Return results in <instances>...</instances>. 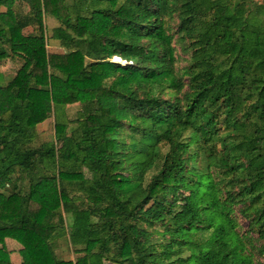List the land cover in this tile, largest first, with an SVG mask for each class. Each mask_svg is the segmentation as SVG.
Wrapping results in <instances>:
<instances>
[{"label": "trees", "instance_id": "obj_1", "mask_svg": "<svg viewBox=\"0 0 264 264\" xmlns=\"http://www.w3.org/2000/svg\"><path fill=\"white\" fill-rule=\"evenodd\" d=\"M1 7L0 59L22 63L0 85V245L27 264H264V0Z\"/></svg>", "mask_w": 264, "mask_h": 264}, {"label": "rangeland", "instance_id": "obj_2", "mask_svg": "<svg viewBox=\"0 0 264 264\" xmlns=\"http://www.w3.org/2000/svg\"><path fill=\"white\" fill-rule=\"evenodd\" d=\"M66 2L70 3L71 0H65ZM21 11H25L26 7L23 5L21 6ZM0 9H3L1 7ZM43 22L46 26V32H49V29L53 26H55L57 23L55 20L48 18L47 16L44 17ZM175 22L173 24V27H175ZM34 29V28H33ZM32 27H26L23 29L24 33L31 32ZM171 44L174 47V56H175V61L173 63L175 70L181 69L184 65H186V57L187 53L183 52L181 50V47L179 44L175 43L174 41L171 42ZM46 50L49 52H62L63 49L58 45L56 41L53 40H48V44L46 45ZM112 60H114L112 58ZM122 62V61H121ZM22 63L21 59L16 58V57H5L3 59H0V85H4L9 82V80L13 77L15 71L17 68L20 66ZM124 64V63H123ZM105 83H108V80H105ZM168 91H165L161 95L163 98L169 97ZM79 108V105L77 103L75 104H70L65 106V118L66 119H72L75 117V113L77 109ZM36 131H37V137L36 139L32 142L33 146H37L40 143L43 142H49L53 141V117L52 115H49L47 118H45L42 122L36 124ZM51 182H49V188L51 187ZM38 197V195H36ZM180 203H185V201L182 199L179 201ZM238 218V223L240 227L238 228L239 230L244 229L245 227V221L241 219L238 215L236 216ZM5 239V238H4ZM20 246V247H19ZM21 251L20 253L23 255L22 258H19L17 255L18 253L16 252V249ZM54 252L57 257L62 258V259H71L73 260L77 255H80L81 252L78 253H73V251L68 248L65 243L62 240H59L56 243V246L54 248ZM0 258H4L6 261L13 263V264H23L29 263V258L27 254L25 253L24 249L21 247V245L16 242L15 240L6 237L4 240V244L0 245ZM16 255V256H15ZM15 256V258H13ZM103 264H113L109 261L104 260Z\"/></svg>", "mask_w": 264, "mask_h": 264}, {"label": "crops", "instance_id": "obj_3", "mask_svg": "<svg viewBox=\"0 0 264 264\" xmlns=\"http://www.w3.org/2000/svg\"><path fill=\"white\" fill-rule=\"evenodd\" d=\"M6 239V238H5ZM4 239V240H5ZM20 247V246H19ZM14 249H16V252L18 253L17 255L19 256V258H22L23 257V255L20 253L21 251H19V250H17V248L15 247ZM16 256V255H15ZM15 256H13V258H15ZM23 264H27V263H23Z\"/></svg>", "mask_w": 264, "mask_h": 264}, {"label": "water", "instance_id": "obj_4", "mask_svg": "<svg viewBox=\"0 0 264 264\" xmlns=\"http://www.w3.org/2000/svg\"><path fill=\"white\" fill-rule=\"evenodd\" d=\"M121 63L123 64V63H125V61H122Z\"/></svg>", "mask_w": 264, "mask_h": 264}, {"label": "bare ground", "instance_id": "obj_5", "mask_svg": "<svg viewBox=\"0 0 264 264\" xmlns=\"http://www.w3.org/2000/svg\"><path fill=\"white\" fill-rule=\"evenodd\" d=\"M115 58V57H114ZM113 61H115V60H113Z\"/></svg>", "mask_w": 264, "mask_h": 264}]
</instances>
